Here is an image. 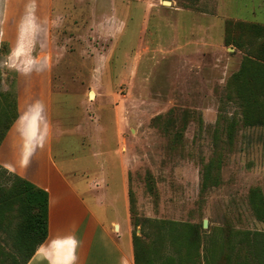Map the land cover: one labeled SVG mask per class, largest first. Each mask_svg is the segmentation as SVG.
<instances>
[{"label":"rangeland","instance_id":"rangeland-1","mask_svg":"<svg viewBox=\"0 0 264 264\" xmlns=\"http://www.w3.org/2000/svg\"><path fill=\"white\" fill-rule=\"evenodd\" d=\"M31 1L0 0V145L12 127L32 139L37 123L89 205L128 213L138 253L155 263L188 246L187 264H264L255 0H225L237 14L222 0ZM6 171L17 175L0 170L4 188ZM18 223L14 207L0 213V264L22 262Z\"/></svg>","mask_w":264,"mask_h":264},{"label":"crops","instance_id":"crops-1","mask_svg":"<svg viewBox=\"0 0 264 264\" xmlns=\"http://www.w3.org/2000/svg\"><path fill=\"white\" fill-rule=\"evenodd\" d=\"M35 1H31V7ZM224 2L222 12L237 14L236 8H226ZM254 2L256 17L259 13L264 18V0ZM13 128L1 142L0 163L48 193L47 238L26 264H135L129 214L120 220L118 216L105 217L95 212L53 161L50 145L39 142L38 124L30 140ZM5 152L11 154L2 159ZM17 155L21 156L19 161ZM25 158L31 160L27 167L23 165ZM96 197V204L102 206L105 198Z\"/></svg>","mask_w":264,"mask_h":264},{"label":"trees","instance_id":"trees-1","mask_svg":"<svg viewBox=\"0 0 264 264\" xmlns=\"http://www.w3.org/2000/svg\"><path fill=\"white\" fill-rule=\"evenodd\" d=\"M0 170L6 169H2L0 166ZM8 174L10 178L12 177L10 184L6 188L0 184V213L8 212L11 207L15 208L19 223L14 241L17 244L18 253L22 257L20 264H26L47 238L48 193L17 175ZM162 224H164L165 229H168L165 234L169 238L170 244H176L175 240L178 234L176 235L171 231L172 226L169 223L164 222ZM259 236L255 237L254 246H260L261 250H264V235ZM180 239L178 245L181 247L193 243L192 238L185 237L183 239L180 237ZM132 241L135 264H164L162 261L155 263L152 259L142 257L138 253V238L135 235L132 236ZM192 256L193 254L189 253L187 246L181 255L177 257L168 256L163 260L166 264L174 261L179 264H187Z\"/></svg>","mask_w":264,"mask_h":264},{"label":"water","instance_id":"water-1","mask_svg":"<svg viewBox=\"0 0 264 264\" xmlns=\"http://www.w3.org/2000/svg\"><path fill=\"white\" fill-rule=\"evenodd\" d=\"M92 95V94H91ZM202 226H203V228H206L207 227V220H203V222H202Z\"/></svg>","mask_w":264,"mask_h":264},{"label":"bare ground","instance_id":"bare-ground-1","mask_svg":"<svg viewBox=\"0 0 264 264\" xmlns=\"http://www.w3.org/2000/svg\"><path fill=\"white\" fill-rule=\"evenodd\" d=\"M166 4H169L168 2H166Z\"/></svg>","mask_w":264,"mask_h":264}]
</instances>
